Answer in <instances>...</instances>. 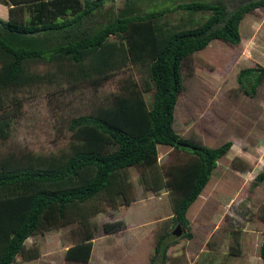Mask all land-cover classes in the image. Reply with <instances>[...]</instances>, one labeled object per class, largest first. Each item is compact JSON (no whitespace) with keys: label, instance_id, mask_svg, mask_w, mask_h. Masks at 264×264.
I'll return each instance as SVG.
<instances>
[{"label":"trees","instance_id":"16d2710c","mask_svg":"<svg viewBox=\"0 0 264 264\" xmlns=\"http://www.w3.org/2000/svg\"><path fill=\"white\" fill-rule=\"evenodd\" d=\"M119 3L116 7L107 0H0L8 7L7 19L0 18V141L9 138L20 115L23 100L18 90L63 82L74 88L80 84L98 88L130 65L141 66L144 73L139 81L126 80L107 103L70 117V142L62 150L0 156V264L38 257L39 247L26 245L32 236L73 220L81 228L89 227L88 218L102 211L99 201L114 208L119 198L128 204L131 167L144 170L139 180L146 190L157 193L167 188L170 220L186 228L189 207L208 183L217 160L231 148V141L209 147L175 130L183 65L212 40L239 44L243 17L264 7V0H238L231 8L229 0ZM179 11L189 13V19L175 23L167 18ZM200 12L206 17H192ZM263 81L264 68L258 65L239 70L237 76L247 95ZM158 145L187 156L160 171ZM263 181L264 169L253 184ZM105 229L113 231L114 226ZM80 233L64 256L86 263L94 233ZM169 235L157 236L150 264L157 258L165 263L169 246L177 242ZM181 235L191 238L189 231ZM259 256L264 262V238Z\"/></svg>","mask_w":264,"mask_h":264},{"label":"rangeland","instance_id":"374dc122","mask_svg":"<svg viewBox=\"0 0 264 264\" xmlns=\"http://www.w3.org/2000/svg\"><path fill=\"white\" fill-rule=\"evenodd\" d=\"M107 1L116 7L120 4V0ZM229 1V8L238 3ZM7 11L8 7L0 4L1 19H7ZM206 15L200 12L192 17L203 19ZM23 16L29 17L28 13ZM189 17L183 11L167 15L175 23ZM240 33L239 44L212 40L183 65L184 88L175 107V130L209 147L232 143L187 211L188 224L182 231H189L191 238L182 237V233L172 235L177 224L170 220L167 188L157 193L146 190L139 180L144 170L131 167L127 169L132 187L128 204L119 198L114 208L105 200L99 201L102 211L88 218L89 227L81 228L78 220H73L28 238L26 245L39 247V256L15 264H150L156 238L162 233L177 238L169 246L164 264H264L259 256L264 238V181L253 184L256 174L264 169V81L253 95L245 94L237 82L239 70L257 65L264 68V7L245 14ZM140 69L127 66L98 88L88 84L74 88L63 82L18 90L23 105L11 135L0 141V156L11 151L49 154L67 147L70 117L107 103L126 80H141L144 73ZM158 151L160 171L187 156L165 145H158ZM110 224L113 231L105 229ZM80 230L94 233L86 263L68 261L64 256ZM154 263L161 261L157 258Z\"/></svg>","mask_w":264,"mask_h":264},{"label":"water","instance_id":"95a60500","mask_svg":"<svg viewBox=\"0 0 264 264\" xmlns=\"http://www.w3.org/2000/svg\"><path fill=\"white\" fill-rule=\"evenodd\" d=\"M182 233V229L180 225H176V227L173 229L172 234L175 236H179Z\"/></svg>","mask_w":264,"mask_h":264}]
</instances>
